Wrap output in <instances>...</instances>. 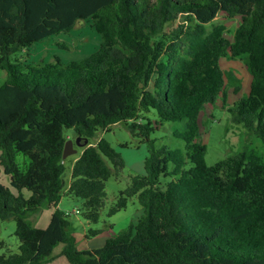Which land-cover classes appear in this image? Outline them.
I'll return each mask as SVG.
<instances>
[{"label":"trees","instance_id":"obj_1","mask_svg":"<svg viewBox=\"0 0 264 264\" xmlns=\"http://www.w3.org/2000/svg\"><path fill=\"white\" fill-rule=\"evenodd\" d=\"M220 11L240 17L232 40L224 25L207 26ZM80 20H90L101 37L89 55L67 63L12 59ZM242 54L250 88L228 110L264 146V0H0V68L7 73L0 84V173L9 178L0 183V219L15 221L19 240L17 252L0 254V264H45L60 243L69 264H264V151L207 165L206 146L196 139L200 110L225 93L220 57ZM152 110L155 124L146 115ZM184 118L185 129L174 133L185 151L155 147L157 123ZM119 122L148 154L108 215L132 196L143 211L101 247L80 250L68 232L69 213L57 205L65 194L77 198L78 213L98 222L106 180L125 161L105 138L91 139ZM70 129L88 139L72 160L62 157ZM17 153L28 157L24 169ZM165 176L172 178L163 185ZM45 206L55 208L40 228L27 216Z\"/></svg>","mask_w":264,"mask_h":264},{"label":"rangeland","instance_id":"obj_2","mask_svg":"<svg viewBox=\"0 0 264 264\" xmlns=\"http://www.w3.org/2000/svg\"><path fill=\"white\" fill-rule=\"evenodd\" d=\"M182 17L173 21L169 26H175ZM240 23L239 16H229L220 11L215 18L208 23V27L213 24H222L225 27L224 35L233 39V33ZM101 42L99 33L92 27L90 20H80L70 30L52 34L43 40L33 43L29 49L20 51L12 56H16L26 62L55 61L59 58L62 63L70 60L81 59L98 49ZM163 59V58H162ZM246 54L237 58L222 56L219 59V65L225 74V93H220L214 102H207L198 114L199 135L196 138L206 146L205 163L213 165L217 161L226 157H231L238 152H249L256 150L258 153L264 151V146L260 139L249 133L244 125L231 119V113L228 110L236 101L249 92L251 75L246 66ZM7 78V73L0 68V84ZM152 121L158 120L154 110L146 114ZM186 118L181 121H163L157 123V128L152 132L151 137L155 138V147L166 145L172 149L185 151V142L175 135L176 130H184ZM68 139L75 140L76 135L73 130H66ZM98 137L105 138L110 145L119 151L124 158L125 166L119 175H112L106 180L105 206L102 208L100 218L96 223H90L82 217L80 210V200L68 195L62 197L60 207L69 213L68 232L75 237L76 246L80 250L94 249L101 247L108 237L117 235L126 226L135 222L141 215L143 208L138 201L137 196H132L127 200L126 207L120 209L112 215L108 211L117 200L119 192L124 190L128 184L130 175L143 170L142 160L148 154V146L145 143H138V138L131 135L130 131L123 122L111 126L110 130L100 131L91 141ZM76 148V153L69 155L68 160H72L80 152L81 147ZM15 161L21 169H24L28 157L23 153H17ZM169 169L173 164H169ZM64 178L70 179V171L66 170ZM172 176L160 178L161 184H166ZM68 179V180H67ZM9 178L0 173V183L9 185ZM40 211V210H39ZM38 211V212H39ZM47 211V210H46ZM45 211V212H46ZM38 212L28 214L27 219L33 225H41ZM38 227V226H37ZM90 229H100L101 232L96 235H88ZM15 221L13 219H0V239L4 245L0 248V254H9L18 251L19 240L15 235ZM63 244L54 247L52 254L54 259L45 264H69L66 258L59 252Z\"/></svg>","mask_w":264,"mask_h":264},{"label":"water","instance_id":"obj_3","mask_svg":"<svg viewBox=\"0 0 264 264\" xmlns=\"http://www.w3.org/2000/svg\"><path fill=\"white\" fill-rule=\"evenodd\" d=\"M88 142V139L87 138H82L80 136H77L75 140H72V139H67L65 141V144H64V148H63V154H62V157L63 158H66L67 156L71 155V154H74L76 153V148H74V143L79 146V147H82V146H85Z\"/></svg>","mask_w":264,"mask_h":264},{"label":"crops","instance_id":"obj_4","mask_svg":"<svg viewBox=\"0 0 264 264\" xmlns=\"http://www.w3.org/2000/svg\"><path fill=\"white\" fill-rule=\"evenodd\" d=\"M143 170H140L139 172H142ZM69 196V195H68ZM62 200V199H61ZM61 200L60 202L58 203L57 207L61 209L60 207V203H61ZM54 208L55 207H43L39 212H38V215H39V221H41V225H36L40 228H45L48 226L49 224V221L51 219V215L54 211ZM47 210V211H46ZM64 210V209H63ZM46 211V212H45Z\"/></svg>","mask_w":264,"mask_h":264},{"label":"built area","instance_id":"obj_5","mask_svg":"<svg viewBox=\"0 0 264 264\" xmlns=\"http://www.w3.org/2000/svg\"><path fill=\"white\" fill-rule=\"evenodd\" d=\"M74 212H76V213H77V212H78V210H77V209H75V210H74Z\"/></svg>","mask_w":264,"mask_h":264}]
</instances>
